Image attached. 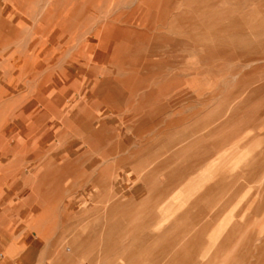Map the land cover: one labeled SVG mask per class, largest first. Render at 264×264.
<instances>
[{
	"label": "rangeland",
	"instance_id": "obj_1",
	"mask_svg": "<svg viewBox=\"0 0 264 264\" xmlns=\"http://www.w3.org/2000/svg\"><path fill=\"white\" fill-rule=\"evenodd\" d=\"M142 2L100 0L101 8L93 4L96 19L76 28L63 22L56 30L62 50L102 36L110 51L117 48L118 67L110 65L108 75L118 78L111 87L121 98L111 103L124 107L116 111L135 134L134 155L145 157L149 176L138 202L94 197L99 213L86 231L94 240L90 250L111 257L108 264H168V251L182 246V210L201 207L206 242L219 231L239 242L237 256L232 243L211 264H264V0ZM47 31H54L52 24ZM107 204L124 207V228L96 227ZM4 207L0 196V231L19 218ZM109 220L116 222L111 212ZM166 238L179 243L168 245ZM83 247L65 243L62 249L77 254Z\"/></svg>",
	"mask_w": 264,
	"mask_h": 264
},
{
	"label": "crops",
	"instance_id": "obj_2",
	"mask_svg": "<svg viewBox=\"0 0 264 264\" xmlns=\"http://www.w3.org/2000/svg\"><path fill=\"white\" fill-rule=\"evenodd\" d=\"M61 1L0 0V196L5 212L19 214L0 231V264H108L111 257L90 250L94 240L86 233L99 213L94 197L119 203L147 195L145 157L134 155L140 144L116 111L122 106L111 103L121 98L112 88L118 78L108 75L110 65L117 66L116 49L110 51L102 36L62 50L56 32L62 23L75 28L98 12L75 1L64 0L62 8ZM51 24L54 31L47 33ZM101 212L96 227L124 228L123 206L107 204ZM182 212V246L168 251V264H211L232 243L237 256L239 242L231 232L222 238L219 231L206 242L203 208ZM78 232L84 236L72 241ZM65 243L84 247L72 254L62 249ZM140 254L153 260L151 253Z\"/></svg>",
	"mask_w": 264,
	"mask_h": 264
},
{
	"label": "bare ground",
	"instance_id": "obj_3",
	"mask_svg": "<svg viewBox=\"0 0 264 264\" xmlns=\"http://www.w3.org/2000/svg\"><path fill=\"white\" fill-rule=\"evenodd\" d=\"M46 1H47V0H46ZM54 1H55V0H54ZM66 1H67V2H73V3H74V1H75L76 4H77L78 6H80V5L83 6V5H85V4L91 5V4L97 3V4H98V7H97V8H101V7L99 6V1H100V0H66ZM56 3H57V2H56ZM105 3H106V1H105ZM144 3H146V5H148V4H152V5H153V4H154L153 2H151V0H144ZM100 5H101V4H100ZM95 6H96V5H95ZM153 6H154V5H153ZM140 7H142V6L139 5L138 8H140ZM59 8H60V7H59ZM95 9H96V8H95ZM103 9H104V8H103ZM55 10H56V9H55ZM90 10H91V9H90ZM106 10H107V9H106ZM106 10H105V11H106ZM135 10H136V9H134V11H135ZM137 10H138V9H137ZM137 10H136V11H137ZM98 11H99V10H98ZM101 11H102V10H101ZM107 11H108V10H107ZM138 11H139V10H138ZM99 12H100V11H99ZM48 13L50 14V12H48ZM101 13H102V12H101ZM103 13H104V12H103ZM105 13H106V12H105ZM107 13H108V12H107ZM113 13H114V12H113ZM93 15H94V14H93ZM111 15H112V14H111ZM115 15H116V14H115ZM107 16H108V15H107ZM107 16H106V17H107ZM116 16H117V15H116ZM60 17H61V16H60ZM60 17H59V18H60ZM62 17H63L64 20L67 19V17H68V13H67L66 15L63 14ZM76 17H77V16H76ZM131 17H132V16H131ZM131 17H130V18H131ZM110 18H111V16H110ZM130 18H129V21H130ZM86 19H87V18H86ZM88 19H89V18H88ZM95 19H96V18H95ZM112 19H113V18H112ZM58 20H59V19H58ZM71 20H72V19H71ZM73 20H74V19H73ZM105 20H106V19H105ZM119 20H120V19H119ZM119 20H118V21H119ZM66 21H67V20H66ZM116 21H117V20H116ZM147 21H148V20H147ZM119 22H120V21H119ZM122 22H126V23H127L128 21H125V20H124V21H122ZM83 23L86 24V21H84ZM108 23H109V22H108ZM132 23H133V22H132ZM148 23H149V22H148ZM67 24H68V23H67ZM67 24H66V25H67ZM85 24H84V25H85ZM106 24H107V22H106ZM135 24H137L136 21H135ZM145 24H146V23H145ZM64 25H65V24H64ZM96 25H97V24H96ZM101 25H102V24H101ZM101 25H100V26H101ZM137 26H139V25H137ZM150 26H151V25H150ZM54 27H55V25H54ZM57 27H58V26H57ZM86 27H87V26H86ZM96 27H97V26H96ZM96 27H95V28H96ZM101 27H102V26H101ZM104 27H105V26H104ZM130 27H131V26H130ZM145 27H146V26H145ZM75 28H76V27H75ZM109 28H110V27H109ZM148 28H149V27H148ZM70 29H71V28H70ZM99 29H100V28H99ZM125 29H126V28H125ZM129 29H130V28H129ZM129 29H127V30H129ZM140 29H141V28H140ZM145 29H146V28H145ZM152 29H153V28H152ZM62 30H63V29H62ZM93 30H94V28H93ZM101 30H103V29H101ZM130 30H131V29H130ZM69 31H70V30H69ZM135 31H136V30H135ZM137 31H138V28H137ZM149 32H150V31H149ZM141 33H143V31H142ZM131 34H132V33H131ZM103 35H104V34H103ZM142 35H143V34H142ZM142 35H141V36H142ZM139 36H140V35H139ZM112 37H113V36H112ZM111 39H112V38H111ZM145 41H146V40H145ZM147 41H149V40H147ZM121 42H122V40H121ZM135 43H136V42H135ZM135 43H133V44H135ZM121 44H122V43H121ZM123 44H124V43H123ZM123 44H122V45H123ZM118 45H119V43H118ZM128 46H129V45H128ZM133 46H134V45H133ZM120 47H121V46H120ZM116 49H117V48H116ZM119 53L122 54L123 51H121V52H119ZM114 58H115V57H114Z\"/></svg>",
	"mask_w": 264,
	"mask_h": 264
}]
</instances>
